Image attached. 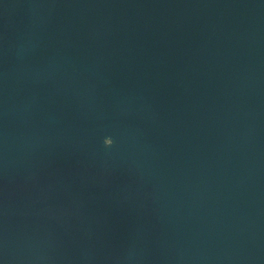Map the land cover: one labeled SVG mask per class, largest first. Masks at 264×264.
Returning a JSON list of instances; mask_svg holds the SVG:
<instances>
[{"label": "water", "instance_id": "water-1", "mask_svg": "<svg viewBox=\"0 0 264 264\" xmlns=\"http://www.w3.org/2000/svg\"><path fill=\"white\" fill-rule=\"evenodd\" d=\"M0 264H264V0H0Z\"/></svg>", "mask_w": 264, "mask_h": 264}, {"label": "snow or ice", "instance_id": "snow-or-ice-1", "mask_svg": "<svg viewBox=\"0 0 264 264\" xmlns=\"http://www.w3.org/2000/svg\"><path fill=\"white\" fill-rule=\"evenodd\" d=\"M112 143V141L110 142V144Z\"/></svg>", "mask_w": 264, "mask_h": 264}]
</instances>
